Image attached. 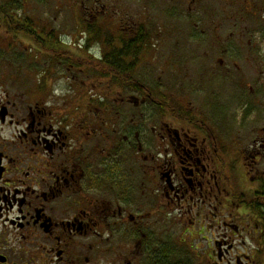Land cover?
I'll return each mask as SVG.
<instances>
[{
  "label": "flooded vegetation",
  "instance_id": "1",
  "mask_svg": "<svg viewBox=\"0 0 264 264\" xmlns=\"http://www.w3.org/2000/svg\"><path fill=\"white\" fill-rule=\"evenodd\" d=\"M70 3L68 41L11 13L0 264H264V0Z\"/></svg>",
  "mask_w": 264,
  "mask_h": 264
},
{
  "label": "rangeland",
  "instance_id": "2",
  "mask_svg": "<svg viewBox=\"0 0 264 264\" xmlns=\"http://www.w3.org/2000/svg\"><path fill=\"white\" fill-rule=\"evenodd\" d=\"M71 1L75 0H0V4H10L11 13L19 16H27L31 21L33 30L38 32L39 37L42 36L41 26H46L48 31L56 33V36L66 37V41L69 40V35L75 26L71 17ZM25 2V5L23 4ZM6 35V36H5ZM36 35V33H35ZM26 37L22 35L16 36V38L10 36V34L4 33L1 30L0 34V73L4 74L7 79H16L18 84L24 87L27 82L36 80V74L41 67L34 66L33 72H30L29 65L36 63H44L39 61L41 56L32 52L30 56L27 54L25 47H34V45H27ZM38 46V45H37ZM40 47V46H38ZM46 70V69H45ZM44 70V71H45ZM53 88L55 90L59 88L63 82L61 78L63 71H53ZM17 84V85H18ZM52 87V85H51ZM170 231H163V238H177L181 236L179 229L174 227L169 229ZM185 236V235H184Z\"/></svg>",
  "mask_w": 264,
  "mask_h": 264
},
{
  "label": "trees",
  "instance_id": "3",
  "mask_svg": "<svg viewBox=\"0 0 264 264\" xmlns=\"http://www.w3.org/2000/svg\"><path fill=\"white\" fill-rule=\"evenodd\" d=\"M12 6V3L10 4H0V15L2 23L7 27V30L9 32H13L16 34H21L26 36V26L25 24H19L18 21L14 19V17L11 14V9L9 7ZM34 32V30H32ZM116 58H119L117 56L113 57V64H116L115 62L121 63V60L115 61Z\"/></svg>",
  "mask_w": 264,
  "mask_h": 264
}]
</instances>
